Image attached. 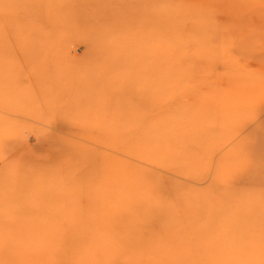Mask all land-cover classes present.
Instances as JSON below:
<instances>
[{
	"label": "rangeland",
	"instance_id": "rangeland-1",
	"mask_svg": "<svg viewBox=\"0 0 264 264\" xmlns=\"http://www.w3.org/2000/svg\"><path fill=\"white\" fill-rule=\"evenodd\" d=\"M0 264H264V0H0Z\"/></svg>",
	"mask_w": 264,
	"mask_h": 264
},
{
	"label": "bare ground",
	"instance_id": "bare-ground-1",
	"mask_svg": "<svg viewBox=\"0 0 264 264\" xmlns=\"http://www.w3.org/2000/svg\"><path fill=\"white\" fill-rule=\"evenodd\" d=\"M231 125V124H230Z\"/></svg>",
	"mask_w": 264,
	"mask_h": 264
}]
</instances>
